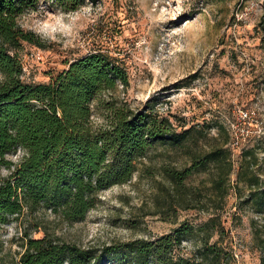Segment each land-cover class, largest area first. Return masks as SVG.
Here are the masks:
<instances>
[{"label": "rangeland", "instance_id": "obj_1", "mask_svg": "<svg viewBox=\"0 0 264 264\" xmlns=\"http://www.w3.org/2000/svg\"><path fill=\"white\" fill-rule=\"evenodd\" d=\"M19 23L44 44L23 42L15 50L25 82H49L71 61L96 51L125 68L128 84L93 103L95 125L105 123L104 102L115 100L169 116L178 131L202 129L184 148H150L137 159L132 178L102 190L84 219L68 222L44 213L50 230L83 246H102L154 239L185 223L192 231L180 253L192 256L208 240L224 249L229 264H260L254 230L264 224V214L252 198L264 190V0H85L76 10L39 0ZM241 109L253 116L250 123L240 117ZM220 125L229 131L223 147L230 148L233 162L224 186L216 187L212 165L178 187L166 170L183 169L194 155L222 145ZM235 133L238 146L231 142ZM247 149L259 178L254 186L237 180ZM20 237L17 222L1 226L0 264H18Z\"/></svg>", "mask_w": 264, "mask_h": 264}, {"label": "trees", "instance_id": "obj_2", "mask_svg": "<svg viewBox=\"0 0 264 264\" xmlns=\"http://www.w3.org/2000/svg\"><path fill=\"white\" fill-rule=\"evenodd\" d=\"M76 10L85 0H51ZM93 1V0H91ZM39 0H0V228L17 222L23 251L18 264H229L224 249L204 240L192 256L179 245L192 227L183 223L154 239L138 238L102 246H83L50 230L45 214L68 222L85 218L99 193L127 183L137 170V159L155 145L184 148L195 132L178 131L169 116L151 108L134 110L106 100L105 123L93 122V103L105 92L128 84L125 68L108 53H87L46 83L22 79L23 66L15 50L23 42L43 47L41 38L25 30L19 17ZM223 144L196 154L183 169H167L178 187L196 171L216 167L214 183L224 186L233 170L231 150L223 147L229 131L219 126ZM21 150L18 160L10 155ZM251 150L244 152L237 180L258 185ZM6 169L7 173L2 174ZM264 214V190L252 198ZM42 213L41 217L35 215ZM42 231L35 237L32 231ZM264 264V224L254 230ZM1 250V243H0Z\"/></svg>", "mask_w": 264, "mask_h": 264}, {"label": "built area", "instance_id": "obj_3", "mask_svg": "<svg viewBox=\"0 0 264 264\" xmlns=\"http://www.w3.org/2000/svg\"><path fill=\"white\" fill-rule=\"evenodd\" d=\"M239 115L244 120V122L250 123V121H252V119H253L252 118L253 116H251L249 110L241 109ZM239 140L240 139L238 138L236 133H235V135L232 134V141L231 142H232L233 146H238L239 142H240Z\"/></svg>", "mask_w": 264, "mask_h": 264}]
</instances>
